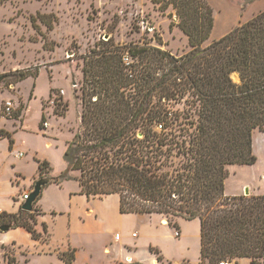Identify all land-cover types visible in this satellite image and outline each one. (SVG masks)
Masks as SVG:
<instances>
[{
  "label": "trees",
  "instance_id": "16d2710c",
  "mask_svg": "<svg viewBox=\"0 0 264 264\" xmlns=\"http://www.w3.org/2000/svg\"><path fill=\"white\" fill-rule=\"evenodd\" d=\"M150 1L171 10L170 26L186 37L188 52L176 56L143 43L87 59L80 127L64 153L68 169L52 183L74 179L87 198L115 194L120 213L164 217L175 230L179 220H198L201 264H259L264 196L228 198L224 184L229 167L256 163L252 136L264 132V11L210 41L214 17L206 0ZM37 164L40 177L49 175L47 162ZM36 213L0 212V227L40 239ZM60 257L72 264L73 251ZM7 264L15 260L8 256Z\"/></svg>",
  "mask_w": 264,
  "mask_h": 264
},
{
  "label": "rangeland",
  "instance_id": "374dc122",
  "mask_svg": "<svg viewBox=\"0 0 264 264\" xmlns=\"http://www.w3.org/2000/svg\"><path fill=\"white\" fill-rule=\"evenodd\" d=\"M214 4L222 10L221 15L238 17L240 24L264 8V0H215ZM170 12H160L150 0H0V124L11 130L16 124L4 115L7 101L16 107L11 118L21 115L22 110L24 116V125L13 128L18 147L11 155L9 138L0 142V206H12L11 194L18 197L19 206L25 201L19 178L9 180L15 168L19 167L26 178L37 170V161L47 162L54 178L68 169L64 153L80 127L87 91L82 67L87 59L104 49L123 50L143 43L176 56L188 52L186 37L170 26L176 22L174 16L169 17ZM216 12L217 19L222 17ZM222 34L213 29L210 39L219 40ZM23 74L31 76L20 80ZM53 99L55 107L49 104ZM44 122L49 129H43ZM252 139L256 163L228 168V192L247 182L264 186V132L255 131ZM18 152L24 155L22 159L15 155ZM3 153L10 157L4 166ZM32 154H36L34 160ZM60 184L75 186L77 181L68 179ZM248 193L241 196H256ZM53 197L50 194L51 200ZM155 219L169 223L164 217Z\"/></svg>",
  "mask_w": 264,
  "mask_h": 264
},
{
  "label": "crops",
  "instance_id": "0c3cea01",
  "mask_svg": "<svg viewBox=\"0 0 264 264\" xmlns=\"http://www.w3.org/2000/svg\"><path fill=\"white\" fill-rule=\"evenodd\" d=\"M206 1L213 9V29L223 33L220 37L230 33L240 24L238 17L233 18L228 15L229 13L221 15L222 10L218 6V9L215 8V0ZM215 11L218 16L222 17L217 19ZM263 11L264 8L258 10L257 14ZM254 16L255 13L244 20V23ZM210 41L213 40L210 39ZM22 99L24 103L25 100ZM14 110L16 107L13 105ZM8 120L16 124L11 127L12 130L7 129L5 124H0V132L6 133L4 136L0 135V142L3 143L7 135L9 136L7 137L10 140L8 149L11 155L18 147V141L15 139L17 130L13 128L17 125L21 128L24 125L23 110L19 118ZM18 154L22 153L18 152L15 155L18 156ZM32 155L34 160L36 154ZM2 156L4 166L5 161H9L10 157H7L5 153ZM23 157L24 155L21 159ZM2 170L0 169V175ZM50 173L49 175H52ZM72 176L76 177L77 173L73 172ZM14 177L19 178L18 186L24 189L23 193L26 195L25 193L31 191L34 182L40 178L38 164L37 170L28 178L21 176L19 167L10 174V182L14 180ZM262 179L263 176H260V180ZM260 184L242 183L240 188L234 192H228L224 184V196L239 197L248 193V189L250 195L264 196V186ZM50 194L54 196L53 200L50 199ZM11 197H14L12 206L10 208L0 206V212L18 213L20 209L16 203L18 197L12 194ZM34 209L37 210L34 230L41 238H32L23 228L0 231V264H7L8 256L15 260V264H66L60 255L70 251H73L74 255L72 264L200 263V223L198 220H179L178 230L175 231L180 233V237L175 238V231L172 227L168 224H161L155 219L160 216L122 214L119 211L117 195L87 198L80 194L78 183L75 186L50 183L44 188ZM135 233L136 237H132ZM116 235H119L118 240L115 238ZM8 248L11 250H7ZM236 262L237 264H250L247 258L238 259Z\"/></svg>",
  "mask_w": 264,
  "mask_h": 264
},
{
  "label": "water",
  "instance_id": "95a60500",
  "mask_svg": "<svg viewBox=\"0 0 264 264\" xmlns=\"http://www.w3.org/2000/svg\"><path fill=\"white\" fill-rule=\"evenodd\" d=\"M231 78L233 81H235L237 83L239 82V77L236 73L232 74ZM138 136H141V135L138 134ZM52 180L53 179L50 175H46V176H43V177H40L39 179H37L34 182L31 191L28 193V198L21 204V206H20L21 210L24 212H28V213L33 212L34 205L36 204V202L40 198L43 189L47 185L52 183ZM245 195H247V193H245ZM9 229H10V226H1L0 227V231H2V232H6Z\"/></svg>",
  "mask_w": 264,
  "mask_h": 264
},
{
  "label": "built area",
  "instance_id": "2783aa9c",
  "mask_svg": "<svg viewBox=\"0 0 264 264\" xmlns=\"http://www.w3.org/2000/svg\"><path fill=\"white\" fill-rule=\"evenodd\" d=\"M124 63H128V59L125 58L123 59ZM61 95L63 94V92L61 91L60 93ZM55 103H56V100L53 99L49 102V104L52 106V107H55ZM4 115L6 118L10 119L12 116H13V104L11 101H7L5 103V107H4ZM48 123L44 122L43 123V129H46L48 128ZM140 137V136H138ZM23 155L22 154H18V157L21 158ZM28 198V195H23V200H26ZM132 237H136V233L132 235ZM174 237L175 238H179L180 237V233L178 231H175L174 233ZM117 240L119 239V235H116L115 237ZM201 264V263H199ZM217 264H237L236 261L234 260H222V261H219ZM259 264H264V257L260 259L259 261Z\"/></svg>",
  "mask_w": 264,
  "mask_h": 264
}]
</instances>
